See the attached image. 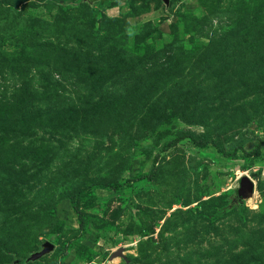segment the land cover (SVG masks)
I'll return each instance as SVG.
<instances>
[{"label": "rangeland", "instance_id": "1", "mask_svg": "<svg viewBox=\"0 0 264 264\" xmlns=\"http://www.w3.org/2000/svg\"><path fill=\"white\" fill-rule=\"evenodd\" d=\"M0 264H264V0H0Z\"/></svg>", "mask_w": 264, "mask_h": 264}, {"label": "trees", "instance_id": "2", "mask_svg": "<svg viewBox=\"0 0 264 264\" xmlns=\"http://www.w3.org/2000/svg\"><path fill=\"white\" fill-rule=\"evenodd\" d=\"M93 1V0H91ZM186 137H190L195 143H197V145L203 147L205 146V144L207 143L206 140H204L203 137H200V139L196 138V137H193L192 135H188L187 133H183V132H180L178 134V136L174 139L175 141H172V143H178L180 141H182L184 138ZM148 179H152L153 178V173H150L148 176H147ZM108 185H99V187H102V188H106ZM112 187V186H111ZM113 188V187H112ZM85 196V192H81L77 195H74L70 198V202L72 204V207L75 211V213L77 214L78 216V220H79V226L81 229H84L87 225V215L80 209L79 207V203L81 201V199ZM80 255V253H78Z\"/></svg>", "mask_w": 264, "mask_h": 264}, {"label": "water", "instance_id": "3", "mask_svg": "<svg viewBox=\"0 0 264 264\" xmlns=\"http://www.w3.org/2000/svg\"><path fill=\"white\" fill-rule=\"evenodd\" d=\"M164 4L168 5L170 0H161ZM254 181L248 176L242 177L239 183V188L237 194L240 197H250L254 193ZM54 249V246L51 243H45L42 246V250L38 251L31 255L29 261H35L45 254L51 252Z\"/></svg>", "mask_w": 264, "mask_h": 264}, {"label": "bare ground", "instance_id": "4", "mask_svg": "<svg viewBox=\"0 0 264 264\" xmlns=\"http://www.w3.org/2000/svg\"><path fill=\"white\" fill-rule=\"evenodd\" d=\"M253 195V194H252Z\"/></svg>", "mask_w": 264, "mask_h": 264}]
</instances>
